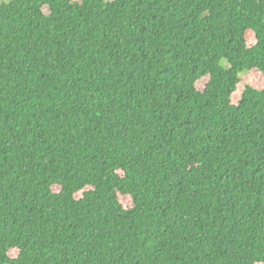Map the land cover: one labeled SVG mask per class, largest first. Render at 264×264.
I'll list each match as a JSON object with an SVG mask.
<instances>
[{
    "label": "trees",
    "instance_id": "16d2710c",
    "mask_svg": "<svg viewBox=\"0 0 264 264\" xmlns=\"http://www.w3.org/2000/svg\"><path fill=\"white\" fill-rule=\"evenodd\" d=\"M251 73L264 0L1 3L0 264H264Z\"/></svg>",
    "mask_w": 264,
    "mask_h": 264
},
{
    "label": "rangeland",
    "instance_id": "374dc122",
    "mask_svg": "<svg viewBox=\"0 0 264 264\" xmlns=\"http://www.w3.org/2000/svg\"><path fill=\"white\" fill-rule=\"evenodd\" d=\"M10 0H0V4L3 2H9ZM45 12H47V9H44ZM226 65V64H225ZM246 71L241 72V75L246 74ZM247 80H250L252 83H254L258 87H262L264 85L263 78L258 73H251L247 76ZM198 86H200V83H198Z\"/></svg>",
    "mask_w": 264,
    "mask_h": 264
}]
</instances>
